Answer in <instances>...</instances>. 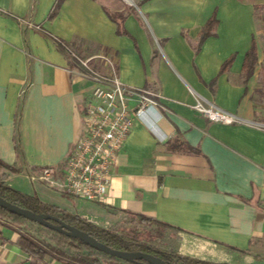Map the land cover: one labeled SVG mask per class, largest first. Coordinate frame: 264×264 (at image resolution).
Returning a JSON list of instances; mask_svg holds the SVG:
<instances>
[{
  "label": "crops",
  "instance_id": "crops-1",
  "mask_svg": "<svg viewBox=\"0 0 264 264\" xmlns=\"http://www.w3.org/2000/svg\"><path fill=\"white\" fill-rule=\"evenodd\" d=\"M260 10L264 0H0V159L20 169L7 182L103 226L128 212L155 217L178 228L184 255L264 264V128L193 107L198 94L264 123L256 71L244 69L253 43L259 59ZM72 53L109 56L122 81L162 105L161 134L135 118L103 203L38 178L53 166L61 183L84 129L93 81ZM19 235L0 219V264H66L28 255Z\"/></svg>",
  "mask_w": 264,
  "mask_h": 264
},
{
  "label": "built area",
  "instance_id": "built-area-1",
  "mask_svg": "<svg viewBox=\"0 0 264 264\" xmlns=\"http://www.w3.org/2000/svg\"><path fill=\"white\" fill-rule=\"evenodd\" d=\"M72 54L93 81L91 99L83 107L84 129L64 161L61 183L55 178L53 166L42 168L38 178L61 185L71 195L103 203L109 194L118 153L129 137L135 118H142L161 134L162 105L158 92L122 81L109 56ZM95 58L102 59L108 69H96L92 63ZM131 100L135 101L134 105H130ZM193 107L211 121L249 123L264 128L263 122L245 119L202 95L197 94Z\"/></svg>",
  "mask_w": 264,
  "mask_h": 264
},
{
  "label": "trees",
  "instance_id": "trees-1",
  "mask_svg": "<svg viewBox=\"0 0 264 264\" xmlns=\"http://www.w3.org/2000/svg\"><path fill=\"white\" fill-rule=\"evenodd\" d=\"M215 20L210 19L202 30V38L205 37L214 26ZM257 62V48L253 43L246 54L244 69L245 74H252ZM19 167L8 164L0 159V195L7 200L20 206L29 208L36 212L53 214L63 221L72 224L80 229L89 232L98 240L108 244L112 248L121 250H141L150 252L163 258L168 264H231L228 262H215L200 259L180 253V235L178 228L159 220L155 217L143 213H131L133 217L129 220L132 224L121 222L118 217L114 224L103 226L97 224L79 214L69 212L60 206L43 202L37 196L27 194L7 182V178L12 172L19 171ZM0 219L9 221L20 235L18 244L28 254L36 257H56L62 259L66 264H102V259L110 260L114 264L127 263L141 264L136 261H127L107 254L85 243L78 237L70 236L54 228L44 226L23 215L14 213L0 205ZM30 223L39 224L52 234L51 240L38 238ZM154 224V225H153ZM143 229L140 231L139 229ZM144 231V232H143ZM171 232V233H170ZM156 239V242L145 240L142 236ZM165 235H172L174 242H171ZM163 243L164 245L160 244ZM102 257H99V254Z\"/></svg>",
  "mask_w": 264,
  "mask_h": 264
},
{
  "label": "water",
  "instance_id": "water-1",
  "mask_svg": "<svg viewBox=\"0 0 264 264\" xmlns=\"http://www.w3.org/2000/svg\"><path fill=\"white\" fill-rule=\"evenodd\" d=\"M0 205L10 211L23 215L28 219L34 220L44 226H48L64 232L70 236L78 237L90 246L101 250L107 254L114 255L127 261H136L141 264H168L163 258L150 252L141 250H121L112 248L108 244L98 240L89 232L69 224L59 217L45 212H36L29 208L13 203L0 195Z\"/></svg>",
  "mask_w": 264,
  "mask_h": 264
},
{
  "label": "rangeland",
  "instance_id": "rangeland-1",
  "mask_svg": "<svg viewBox=\"0 0 264 264\" xmlns=\"http://www.w3.org/2000/svg\"><path fill=\"white\" fill-rule=\"evenodd\" d=\"M258 14L261 16L264 15V11L260 10L258 11ZM261 30H260V41H261V50L259 53V59L257 58V62L255 64V71H256V77H257V89L254 92V99H255V104H256V108H257V117L259 120L264 121V16L261 20ZM254 71V70H253ZM253 73V72H252ZM133 216L131 214H124L122 215L120 221L121 222H127V224H132L129 220L132 218ZM154 225V224H153ZM29 226L33 229L35 235L42 239V240H51L52 234L47 231L46 229H44L42 226H40L39 224H35V223H30ZM140 231H142L143 229H139ZM144 232V231H143ZM171 233V232H170ZM166 238L168 240H170L171 242H174V238L172 235H165ZM145 240H149L151 242H156V239H152L149 238V236L143 235L142 236ZM157 243V242H156ZM161 245H164L163 243L160 242ZM99 254V253H98ZM99 257H102L100 254L98 255ZM103 263H113L110 260H106V259H102ZM125 264H134V263H127L126 261H124Z\"/></svg>",
  "mask_w": 264,
  "mask_h": 264
}]
</instances>
